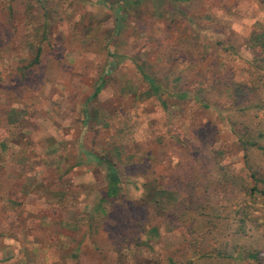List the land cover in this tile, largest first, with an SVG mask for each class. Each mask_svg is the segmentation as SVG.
I'll return each mask as SVG.
<instances>
[{
    "label": "rangeland",
    "instance_id": "rangeland-1",
    "mask_svg": "<svg viewBox=\"0 0 264 264\" xmlns=\"http://www.w3.org/2000/svg\"><path fill=\"white\" fill-rule=\"evenodd\" d=\"M261 31L264 0H0V264H264Z\"/></svg>",
    "mask_w": 264,
    "mask_h": 264
},
{
    "label": "trees",
    "instance_id": "trees-1",
    "mask_svg": "<svg viewBox=\"0 0 264 264\" xmlns=\"http://www.w3.org/2000/svg\"><path fill=\"white\" fill-rule=\"evenodd\" d=\"M140 1V0H137ZM250 43L252 46L260 47L262 50L263 55L261 56V60L264 62V31L261 32H253L249 37ZM264 68V66H263ZM144 78L150 83L151 88L155 93L158 92V86L155 85L154 81L147 77L146 75H143ZM104 86V80L103 78H100L98 83L96 84L90 98L95 97L103 88ZM246 134L249 136V140L246 141V146L253 147L257 146V140L250 134V128L247 125ZM257 148L262 150V154L264 155V147L257 146ZM107 185L106 190L104 192V195L101 197V201H107L112 198H115L118 195L119 192V182H120V176L118 173V170L111 164H107Z\"/></svg>",
    "mask_w": 264,
    "mask_h": 264
}]
</instances>
